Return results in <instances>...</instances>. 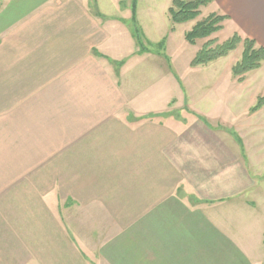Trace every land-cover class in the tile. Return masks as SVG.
I'll return each instance as SVG.
<instances>
[{
    "label": "crops",
    "instance_id": "crops-1",
    "mask_svg": "<svg viewBox=\"0 0 264 264\" xmlns=\"http://www.w3.org/2000/svg\"><path fill=\"white\" fill-rule=\"evenodd\" d=\"M142 1L161 51L132 41ZM170 3L0 0V264H264V62L191 66L205 16ZM210 13L264 47V0Z\"/></svg>",
    "mask_w": 264,
    "mask_h": 264
},
{
    "label": "trees",
    "instance_id": "trees-1",
    "mask_svg": "<svg viewBox=\"0 0 264 264\" xmlns=\"http://www.w3.org/2000/svg\"><path fill=\"white\" fill-rule=\"evenodd\" d=\"M212 0H171L168 7V14L172 24L184 23L194 20L200 14V8L208 5ZM134 13V9L132 10ZM134 17V16H132ZM227 17L217 13H210L207 17L196 21L190 30L184 34L185 40L189 44H195L197 40L210 36L222 28V22ZM133 21V33L136 42L140 45L139 51L146 50L144 47V35L140 27ZM173 29V28H172ZM242 43V54L240 59L232 66V74L241 80L243 75L251 70L259 68L264 62V47L257 45L252 38L242 39L237 33L222 43L216 44L214 47L209 46L211 41L204 42L202 47L196 52L191 65L207 64L215 59L227 55L234 50L239 43ZM158 49L161 51L163 40L158 43ZM264 104V95L258 96L255 105L251 111H255Z\"/></svg>",
    "mask_w": 264,
    "mask_h": 264
},
{
    "label": "rangeland",
    "instance_id": "rangeland-1",
    "mask_svg": "<svg viewBox=\"0 0 264 264\" xmlns=\"http://www.w3.org/2000/svg\"><path fill=\"white\" fill-rule=\"evenodd\" d=\"M145 3H147V2L142 1L140 4H138V11H136V19L139 22L138 24L140 26V29H141L143 35H144V40H143L144 41V47L146 48V50L149 49V50H151V51L154 52V51H156L154 49L157 48L155 44L158 41L162 40L163 37L168 34L167 31H168L169 22H168L167 18L165 19V18L160 17V15H159L160 13H157L156 12V13H153L152 14V13H149V12L145 11V8H143V11H141V7H144L145 6ZM202 12L205 13L204 11H202ZM208 15L209 14H206V15H203V16H200V17L198 15L195 19H201L204 16L207 17ZM128 22H129L128 29L131 31L132 41L133 42L135 41L136 47H138L137 53L138 52H141V51H139L140 45L136 42V39L134 37V33H133L134 32L133 31V29H134L133 28V21H132V26H131V20H128ZM223 22H224V20H223ZM223 22H222V26H223ZM170 24H171V22H170ZM181 28L182 29H185L186 26H182ZM221 29L218 30V31H216V32H213L210 36H208L206 38L199 39L197 41L198 50L202 47V45H203L204 42L211 41V43L209 44V46L214 47L216 44L222 43L226 39L230 38L234 33H237V32H233L232 34L227 35L226 34V31L220 33ZM237 34L239 35V33H237ZM239 36L242 39L245 38V37H242L241 35H239ZM181 41H185V39L182 37L181 38ZM167 43H168V41H166V44H165L166 46H167ZM238 45H241L242 46V43L240 42ZM234 50H232V51H234ZM160 54H161V52H160ZM166 54H168V53H166ZM241 54H242V51H241ZM147 68L148 67H146V66L143 67L144 70H147ZM153 73H155V75ZM156 73H157V75H156ZM157 76H159V82L160 83L163 82V79L160 76V73L158 71L153 70L152 72H149L143 78V81H144L143 83L144 84H149V83H151L150 81L152 79H155ZM208 78H209V80H213V76H209ZM210 82L213 83V81H210ZM175 88L177 90L179 89V87H177V84L174 86V89ZM180 89H181V87H180ZM259 223H260V226L264 225V222H262V221L261 222H257L256 225L259 224Z\"/></svg>",
    "mask_w": 264,
    "mask_h": 264
}]
</instances>
